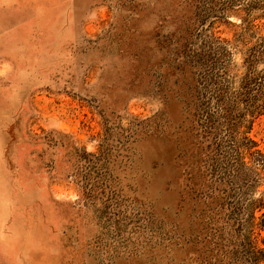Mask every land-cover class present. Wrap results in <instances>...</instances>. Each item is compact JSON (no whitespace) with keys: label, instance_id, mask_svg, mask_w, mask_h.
Instances as JSON below:
<instances>
[{"label":"rangeland","instance_id":"rangeland-1","mask_svg":"<svg viewBox=\"0 0 264 264\" xmlns=\"http://www.w3.org/2000/svg\"><path fill=\"white\" fill-rule=\"evenodd\" d=\"M247 13L264 0H0V264H227L264 167L213 170L198 109Z\"/></svg>","mask_w":264,"mask_h":264},{"label":"trees","instance_id":"trees-1","mask_svg":"<svg viewBox=\"0 0 264 264\" xmlns=\"http://www.w3.org/2000/svg\"><path fill=\"white\" fill-rule=\"evenodd\" d=\"M259 19L264 22V15L250 17L247 13L240 23H230V39L214 37L212 112L198 109L204 127L202 131L211 132L212 127L213 170L221 166L224 171L231 172L240 167L247 168L249 162L264 167V155L255 149L256 143L247 134L249 123L264 113V70L255 68L264 55V23L257 22ZM234 51L243 56L244 69L237 76L230 71V56ZM256 207H262V203L255 206L249 202L245 217L239 218L235 236L240 239L236 241L235 238L237 243L232 247V259L230 257L227 264L264 263V247H259L252 238L254 229L264 231V213L256 218ZM262 242L264 244V237Z\"/></svg>","mask_w":264,"mask_h":264}]
</instances>
